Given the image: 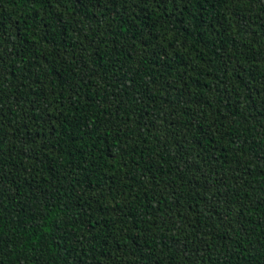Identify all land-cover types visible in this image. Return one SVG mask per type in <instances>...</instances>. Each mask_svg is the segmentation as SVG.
Instances as JSON below:
<instances>
[{"label": "trees", "instance_id": "16d2710c", "mask_svg": "<svg viewBox=\"0 0 264 264\" xmlns=\"http://www.w3.org/2000/svg\"><path fill=\"white\" fill-rule=\"evenodd\" d=\"M0 264H264V0H0Z\"/></svg>", "mask_w": 264, "mask_h": 264}]
</instances>
